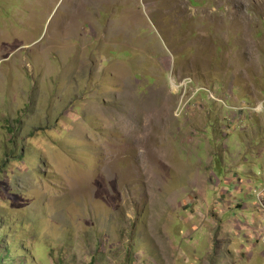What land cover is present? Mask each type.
Wrapping results in <instances>:
<instances>
[{"label":"rangeland","instance_id":"obj_1","mask_svg":"<svg viewBox=\"0 0 264 264\" xmlns=\"http://www.w3.org/2000/svg\"><path fill=\"white\" fill-rule=\"evenodd\" d=\"M263 185L264 0H0V264H264Z\"/></svg>","mask_w":264,"mask_h":264},{"label":"built area","instance_id":"obj_2","mask_svg":"<svg viewBox=\"0 0 264 264\" xmlns=\"http://www.w3.org/2000/svg\"><path fill=\"white\" fill-rule=\"evenodd\" d=\"M257 196H258L260 205L263 208V214H264V185H263V188L257 192ZM258 237L261 239L262 243L264 244V222L262 223Z\"/></svg>","mask_w":264,"mask_h":264},{"label":"crops","instance_id":"obj_3","mask_svg":"<svg viewBox=\"0 0 264 264\" xmlns=\"http://www.w3.org/2000/svg\"><path fill=\"white\" fill-rule=\"evenodd\" d=\"M249 253H250V255L248 254V259H253V257H254V253L252 252V251H250L249 250ZM261 255L263 256L264 254H263V251L261 252Z\"/></svg>","mask_w":264,"mask_h":264}]
</instances>
